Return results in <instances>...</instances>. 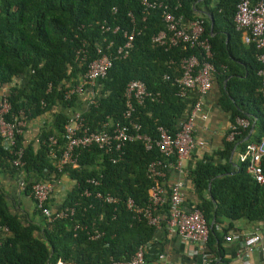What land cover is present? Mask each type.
I'll return each instance as SVG.
<instances>
[{
  "label": "trees",
  "instance_id": "16d2710c",
  "mask_svg": "<svg viewBox=\"0 0 264 264\" xmlns=\"http://www.w3.org/2000/svg\"><path fill=\"white\" fill-rule=\"evenodd\" d=\"M195 1L167 0V6L175 17L202 21V36L207 38L212 53V75L221 72L219 67L225 68L222 79L229 75L225 91L235 102V107L230 104L226 107L230 122L234 117L248 121L233 142H222L221 150L215 153L221 162L212 163L203 157L207 162H196L186 171L185 178L196 198L186 208L202 214L207 225L204 250L212 255L209 264H215L221 261V242L231 228V221L240 218L264 221V157L260 161L262 184L246 175L241 164L230 168L232 164L228 161L233 146L241 150L244 144L258 141L264 135V97L257 91L256 50L252 44H240L238 32L233 28L231 18L237 0H215L212 6L210 0H202L206 16L194 15ZM115 26L118 31L111 33ZM105 27L108 30H102ZM161 29L160 10L142 12L140 0H0V88L6 90L9 114L23 120L48 112L52 117L48 127L39 132L37 149L23 146L20 135L14 138V148L22 149V192L32 201L29 186L33 178L52 183L66 174L72 184L59 208H73L70 216L48 220L34 205L31 216L36 221L25 216L19 219L0 192V226L9 231V235L0 236V264H109L128 259L139 246L152 241L155 229L143 218L133 216L124 202L130 198L139 207L146 204L149 181L145 167L149 161L160 158L154 147L144 150L140 142L132 141L124 144L120 153H114L91 146L75 151L76 168L64 166L57 170L59 150L49 159L45 141L54 136L57 145H62V127L75 103L74 95L66 100L63 94L84 72L85 63L98 56L95 48L113 56L114 49L124 41L122 31L131 30L136 34L127 55L112 59L104 76L95 81L97 88L93 89L92 101L79 114L81 125L88 131L101 132L121 122L124 86L131 80H139L148 92L158 93L155 100H145L135 108L133 117L141 132L150 139L156 138L157 126L173 133L185 112L184 102L174 94L176 62L197 52L186 46L168 50L155 46L150 37ZM80 47H84L86 59L77 62L75 51ZM236 55L245 70L243 80L240 71L229 67L231 57ZM24 72L28 74L27 81L22 86L14 84L13 80ZM164 75L168 79H163ZM12 159L0 146V169L14 172ZM88 178L96 179L98 185L84 183ZM84 188L91 194L108 193L117 201L105 204L92 196L83 197ZM44 207H49L48 200ZM165 209L166 203L161 210ZM93 232L98 233L97 238L89 239Z\"/></svg>",
  "mask_w": 264,
  "mask_h": 264
},
{
  "label": "built area",
  "instance_id": "2783aa9c",
  "mask_svg": "<svg viewBox=\"0 0 264 264\" xmlns=\"http://www.w3.org/2000/svg\"><path fill=\"white\" fill-rule=\"evenodd\" d=\"M142 12L159 9L163 23V29L151 35L150 41L163 50H168L176 46H186L195 49L197 54L181 57L176 62L178 76L174 79L175 96L182 99L189 91L195 92V98L186 118L177 123L173 133L168 132L161 126L156 127V138L141 132L140 124L134 119L135 108L143 104L145 100L153 101L158 93L151 94L144 84L139 80H131L124 86L122 99L123 109L121 112V122H116L105 131L91 132L83 128L78 113H71L69 119L62 127V145H57L54 136H48L45 144L49 159H53L56 150H59L55 166L60 170L64 166L76 168L75 151L96 147L107 152L120 153L124 144L138 141L144 150L154 147L159 154L158 160L149 161L145 167V176L149 181L147 189V200L143 207L133 203L130 198L124 202L125 208L138 218H143L145 222L154 229H164L168 234L177 236L182 242H190L194 246V252L201 254L202 264H209L210 260L204 254V244L207 238V225L197 209H187L183 195L184 182L180 178L166 183V175L169 170L182 174L181 163L188 157L194 147L192 137V119L194 117L204 118L202 115V100L206 92L210 89L213 65L210 60L212 53L206 37L202 36L203 27L200 19L188 21L186 26L182 25L180 16L175 17L167 6V0H140ZM130 19L131 15L128 14ZM233 28L238 32L243 45L252 44L256 50L255 60L258 63L256 76L258 77L257 91L264 97V0H237L232 15ZM102 30H108L107 27ZM118 27L110 29L111 33H116ZM133 30L122 31L123 43L113 51V56L102 53L99 47L95 48L98 56L85 63L84 72L76 79L75 84L63 94L64 99L70 96H78L86 87L94 85L97 79L104 76L106 70L111 65L112 59L124 58L133 40ZM110 42L107 47L110 46ZM86 59L84 47L75 51V61L82 62ZM163 79H168L164 75ZM93 95L89 99L91 103ZM25 119L17 118L9 114V103L6 92L0 88V146L13 156L11 166L16 173L15 184L20 190L23 188L22 166L20 160L22 149L14 148V138L21 135ZM105 125V123H104ZM248 126L245 118L234 117L227 125L224 140L233 142L234 137L239 135L240 130ZM264 157V135L255 142L244 144L243 148L236 153L237 164L243 166V171L255 183H263L260 161ZM114 162V159L110 160ZM186 174V173H185ZM84 183L96 187L98 181L88 178ZM52 191V183L49 181H33L29 186V193L35 207L48 220L65 218L72 215V207H62L51 209L44 207V203L49 199ZM83 197L92 196L105 204H115L116 198L108 193L94 191L92 194L84 188L81 192ZM166 203L164 212L161 210ZM76 226H74V229ZM9 235L5 226H0V236ZM98 233L93 232L89 239L97 238ZM228 240V238H225ZM264 242V225L259 232L251 233L241 237L239 250L242 257L246 258L253 250L261 249L260 243ZM145 246H139L133 254L126 260L110 261L109 264H145ZM168 257L162 251L157 254L156 264H170Z\"/></svg>",
  "mask_w": 264,
  "mask_h": 264
},
{
  "label": "crops",
  "instance_id": "0c3cea01",
  "mask_svg": "<svg viewBox=\"0 0 264 264\" xmlns=\"http://www.w3.org/2000/svg\"><path fill=\"white\" fill-rule=\"evenodd\" d=\"M214 2L215 0H210V6L214 5ZM194 4L196 6L194 15L206 16L202 0H196ZM207 18H209L211 24L210 17ZM181 22L183 26H186L188 23L184 18ZM227 40L228 37L225 36V42H227ZM238 40L239 43L242 44L239 34ZM231 58L229 67L234 70L236 69V71H240L242 74L240 80H243V72L245 70H242V63L240 62L238 55L234 58L232 56ZM219 68L221 69V72H217L212 76L210 89L206 92L202 100V115L204 118L201 119L199 117H194L192 119L194 147L188 157L181 163L182 174L169 170L166 175L167 184L175 178H180L184 182L183 195L185 207L189 204H193L196 199L189 182L185 178V173L187 170L191 169L196 162H207L203 160V157H208L212 163L221 162V159L215 155V153L221 150L222 142L224 141V134L226 133L227 125L230 122V111L226 107L229 104L232 107H235V102L230 99L225 91V83L229 78V75L222 79L221 73L224 67ZM27 76V72L20 74L13 80L14 84L22 86L27 81ZM95 86L94 83L93 86L86 87L75 97L74 110L72 113L80 114L87 109L89 99L94 94L93 89L97 88ZM195 95V92L191 90L182 98L185 105V112L182 119L187 117ZM248 108H250V106H248ZM53 110H55V108H53L51 112ZM51 118V113L48 112L37 118L25 120V125L20 135L22 145H30L31 149H37V137L39 132L41 128L46 129L48 127L51 123ZM251 132L252 130H250L249 133ZM238 151L239 149L236 146H233L231 149L228 160L232 164L230 168H234L237 164L236 153ZM15 180L16 173L11 169H0V192L4 194L11 212L18 215L19 219H22V217L25 216L30 220L36 221L37 218L31 216L34 206L33 202L23 194L22 190L19 191L16 187ZM33 181L39 180L33 178ZM71 184L72 183L68 180L66 174H61L57 179L52 181V191L48 199V204L51 209L58 208L61 205L66 196V192L71 187ZM225 224L226 222L223 221L224 226ZM263 225L264 221L250 222L244 218L231 221V228L227 231L225 236L228 240H225L224 238V241L221 242V261H216L215 264H264V242H261L259 246L262 250H253L248 253L246 258L242 257V253L239 250V241L241 237L259 232ZM161 249L168 257L167 259L170 264H202L201 254L197 252L191 253L194 251L193 244L190 242H182L177 236L168 234L163 225H161V228L155 229V235L152 241L145 247V264H156L155 259ZM204 254L207 259H213L211 253L208 251L204 250ZM56 264L63 263L56 262Z\"/></svg>",
  "mask_w": 264,
  "mask_h": 264
}]
</instances>
